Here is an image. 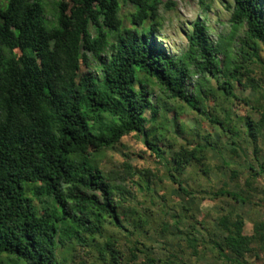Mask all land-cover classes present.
<instances>
[{
	"label": "trees",
	"instance_id": "obj_1",
	"mask_svg": "<svg viewBox=\"0 0 264 264\" xmlns=\"http://www.w3.org/2000/svg\"><path fill=\"white\" fill-rule=\"evenodd\" d=\"M122 2L134 7L128 26L120 16V0L0 3V264H191L180 256L184 250L160 257L143 240L153 213L140 210L138 202L132 205L127 187L156 193L149 182L152 171L137 172L128 156L106 174L98 167L99 153L129 133L141 136L164 162L166 178L191 198L197 191L187 189L176 173L199 165L208 175L206 154L215 144L229 146L231 160L249 147L244 186L224 182L217 191L201 189L200 195L254 204V182L264 176L259 160L264 146V1L232 0L227 6L229 23L244 27L236 42H212L205 22L194 20L187 47L177 56L158 41L161 0ZM197 2L208 9L211 0ZM211 81L214 86L204 87ZM153 86L165 103H182L210 124L219 133L217 140L210 133L202 142L173 151L169 146L166 159L156 145L162 134L146 127L158 115L149 98ZM235 86L250 95L240 98ZM206 98L227 104L207 111ZM234 101L257 114V119L251 114L239 118L243 129L231 117ZM163 109L168 110L165 104ZM230 175L238 178L236 169ZM176 208L165 206L171 222H158V234L179 236L195 261L208 250L216 264H249L247 255L264 250L262 221L246 234L242 216L228 211L218 215L211 230L200 223L202 233L189 207Z\"/></svg>",
	"mask_w": 264,
	"mask_h": 264
},
{
	"label": "rangeland",
	"instance_id": "obj_2",
	"mask_svg": "<svg viewBox=\"0 0 264 264\" xmlns=\"http://www.w3.org/2000/svg\"><path fill=\"white\" fill-rule=\"evenodd\" d=\"M2 2L3 0H0L1 4ZM52 2H55V0H48L49 5H51ZM161 2L162 4H160L158 8L160 23L158 28V41L171 55L177 56L186 49V34L190 32L191 25L196 19L205 22L208 38L212 42L216 43L219 39L228 38L236 42L243 35L244 27L241 26L235 29L228 20L230 11L227 9V6L230 5L232 0H211L208 9L201 7L197 0H161ZM167 2H172L173 6L171 9H166L163 6ZM120 8V16L123 24L128 26V17L134 10V7L120 0ZM261 55L264 58V50ZM218 59H221L219 55ZM195 80V77L190 80V91L195 89L193 86ZM214 85V81H211L208 85H204V87ZM234 89L240 98L250 95L248 91L242 90L240 87L235 86ZM151 90L152 93L149 98L150 101L158 107V115L154 120L148 121L146 127H150L151 131H155L157 135L162 134V137L156 140V145L158 148L162 149L166 159H170L169 146L172 147L173 151L180 145H184L188 142H202L204 140L203 137L210 133L212 136H215L214 140H217L219 133L217 134L212 130L210 124L204 119L189 110L182 103L173 101H169L168 104L165 103V97L157 86H153ZM216 101L217 100L213 98L204 99L206 110L211 111V109H216L219 111L220 107L227 104L225 101ZM164 104L168 108L166 111L163 109ZM229 108L231 110L232 119L240 129H243L242 123L239 122V118L242 116L251 114L254 119H257V114L251 112L248 107L240 101L231 102ZM146 115H149L148 112ZM213 141H211V143ZM214 147L212 151L208 150L206 154L207 158L205 163L207 167L205 169L208 168V175L202 173L199 165L188 167L181 171L180 174L175 172V175L178 176L187 189L197 191L195 198L181 194L177 189L178 186L171 183L166 178L164 162L157 158L145 146L139 134L129 133L120 139L119 143L113 148L105 149L99 153L96 158L98 167L105 174L112 169H117L126 156H128L126 158L137 172L142 169H150L154 174V177H151L149 182L152 184V187L155 188L156 193L146 194L145 192L139 191L136 186L127 185V189L133 194V199H129L132 205L138 202V208L140 210L144 208L152 210L153 214L150 217L152 223L147 227V234L144 235L143 240L146 247L153 250L154 255L163 257L171 252L180 254V252L184 250L186 254H181L180 256H184L191 264H216L212 254L208 250L204 252L200 251L199 259L195 261L194 258L188 255L185 244L179 236L158 234L159 232L156 227L158 222L164 220L171 222L168 219L169 215L164 214L165 206H171L173 209L177 207V211H180L178 208L180 206L189 207L191 209L190 212L194 215V224L197 226V230L202 233H205V231L201 229L200 223L211 230L215 226V220L218 215L228 211L238 213L242 216L244 220V232L246 234L252 233L253 223L258 221L264 222V203L262 202V200H264L263 175L257 177L254 182V186L256 187V191L253 193L254 204L247 203L244 206H239L233 204L229 199H225L224 197L216 200L202 198L200 195L201 189L217 191L223 186L224 182L228 183L229 186H232L233 182H238L241 186H244V181L248 175L245 166L251 157L249 147L244 151L238 150V157L232 158L233 160L230 158V153L228 151L229 146L223 147V145L220 146L218 143L215 144ZM261 149L259 160L264 163V146H262ZM231 169H236L238 178L232 179V175H230ZM256 169L258 170V168ZM28 188L29 187L26 185L25 191L27 195L31 197L32 195ZM230 188L232 189V187ZM161 196L165 198V204L161 202L162 199L159 198ZM151 202H154L155 205H152ZM160 203L164 204L162 210L160 209ZM172 213H174V211L168 210L166 214ZM196 222H198V224ZM183 224L184 225L181 227L182 230L184 229L183 227H185V223ZM190 224L192 225L193 223ZM108 230L110 233L122 236V234L113 228H109ZM119 244L124 252L126 247L123 246L124 243L121 238ZM246 261L249 264H264V250L260 251L258 255L253 253L247 255Z\"/></svg>",
	"mask_w": 264,
	"mask_h": 264
}]
</instances>
